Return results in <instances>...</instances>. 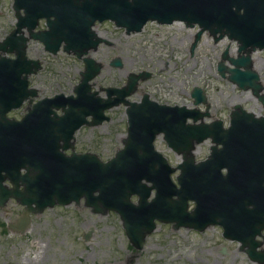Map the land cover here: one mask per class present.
<instances>
[{
  "label": "water",
  "instance_id": "obj_1",
  "mask_svg": "<svg viewBox=\"0 0 264 264\" xmlns=\"http://www.w3.org/2000/svg\"><path fill=\"white\" fill-rule=\"evenodd\" d=\"M15 1L18 12L25 8L29 18L34 19L29 22L19 15L18 30L24 26L32 30L39 18H47L50 30L32 36L44 42L54 54L62 43L65 51H73L79 58L97 49L105 40L92 28L96 21L105 20L115 21L117 26L127 28L128 33L140 32L148 21L160 24L184 21L188 26L201 28L196 44L206 31L216 41L228 36L239 43V53L246 54L229 59L235 66L228 70L230 80L243 90L251 89L264 105V94L261 95L264 87L259 74L252 70L251 58L257 49L264 50V0ZM224 58H228V51ZM84 61L86 72L76 88L77 98L62 95L43 100L27 117L29 122H34L45 108L64 107L65 115L52 121L53 130L49 127L48 131H22L16 127L15 131H0V175L6 172L15 184L23 162L37 171L35 179L27 181L29 191L23 202L29 210H34L33 204L43 210L85 198L87 206L96 213L117 212L138 250L143 249L146 237L156 230V221L175 224L176 229L199 231L220 225L227 239L242 243V250L253 261L264 264V252H258L263 244L256 241L264 230V117L257 118L238 105L231 115V127L224 129L222 121L198 123L210 117L208 110L202 113L187 107L160 106L147 95L141 103L129 102L126 98L136 92L140 80L150 77L147 73L131 75L123 89H108V99L104 100L98 97V92L92 93L90 85L103 66L90 58ZM112 65L122 66L119 60ZM219 71L224 76L227 68L221 64ZM32 72L31 63L23 55L18 61L0 60V105L20 96L18 90L27 87L22 76ZM193 98L195 105L207 102L198 88ZM121 104L128 106V138L125 148L114 159L103 163L95 155L66 157L59 152L61 140L66 141L64 149L70 148L69 141L79 128L109 121L105 111ZM90 116L91 123L87 121ZM161 134L169 147L183 155L184 162L177 168H172L155 150V139ZM47 139L45 150L39 148L38 144H44L43 140ZM208 139L215 146L206 161L196 164L195 146ZM177 170L181 171L180 189L171 178ZM223 170L227 171L226 175ZM153 190L156 197L149 202ZM133 196L139 197L137 205L131 201ZM190 201L196 203L192 212L188 211Z\"/></svg>",
  "mask_w": 264,
  "mask_h": 264
},
{
  "label": "rangeland",
  "instance_id": "obj_2",
  "mask_svg": "<svg viewBox=\"0 0 264 264\" xmlns=\"http://www.w3.org/2000/svg\"><path fill=\"white\" fill-rule=\"evenodd\" d=\"M12 14L9 1L0 0V37L13 29ZM96 29L110 42L90 53L105 65L94 81V90L101 91V96L106 95L102 89L121 88L127 84L130 74L147 71L152 73V78L140 83L131 101H140L144 94H149L162 104L194 108L191 94L198 87L209 101L211 118L206 122L221 120L228 127L236 105L264 117L263 105L250 91L239 89L229 81L228 75L223 78L218 72L227 49L231 57H237L236 42L227 38L215 42L206 33L192 52L197 29L183 23L169 26L150 23L142 32L132 34L111 22L98 24ZM29 56L43 63V70L30 78L41 96L73 94L84 71L82 60L63 52L49 55L36 42L30 44ZM254 58L255 69L264 85V52H257ZM117 59L122 68L110 65ZM199 108L205 110L206 106ZM107 113L109 122L99 127H83L77 133V152H90L107 162L123 148L128 129L126 107L122 105ZM20 114L17 111L11 117L19 118ZM211 146V141H207L196 147L197 161L208 157ZM156 148L171 166L177 167L181 162V157L169 149L163 136L158 138ZM178 174L173 175L175 183ZM132 200L136 203L138 198L134 196ZM189 206L192 210L194 203L190 202ZM1 223L0 218V264H256L240 250L239 243L223 237L219 226L197 232L186 228L176 230L170 224L159 223L157 230L147 237L144 249L137 251L117 214L96 215L84 203L33 215L29 229L23 234L7 232L4 236ZM88 234L90 238L85 241Z\"/></svg>",
  "mask_w": 264,
  "mask_h": 264
},
{
  "label": "bare ground",
  "instance_id": "obj_3",
  "mask_svg": "<svg viewBox=\"0 0 264 264\" xmlns=\"http://www.w3.org/2000/svg\"><path fill=\"white\" fill-rule=\"evenodd\" d=\"M256 115H259V113H255Z\"/></svg>",
  "mask_w": 264,
  "mask_h": 264
}]
</instances>
